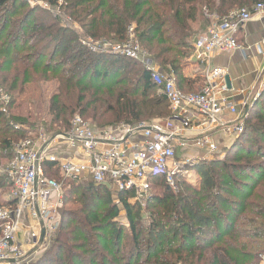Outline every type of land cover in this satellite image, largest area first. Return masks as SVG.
<instances>
[{"label": "trees", "instance_id": "1", "mask_svg": "<svg viewBox=\"0 0 264 264\" xmlns=\"http://www.w3.org/2000/svg\"><path fill=\"white\" fill-rule=\"evenodd\" d=\"M18 1L0 0V86L10 97L7 111L0 109V161H5L0 168L13 157L14 145L36 132L38 126L67 133L76 114L99 121L101 126H135L172 114L166 94L139 61L120 54L92 52L80 36L121 42L134 25L138 43L156 66L173 75L180 90L195 92L196 82L185 69L193 52L190 39L197 34L196 27L207 23L211 12L222 17L233 8L251 9L258 2L264 3L64 0L83 32L80 35L49 18L33 17V10L19 13ZM48 1L56 4L58 0ZM44 83L54 84L55 89L47 102L48 119L43 116L38 122L35 103L43 95ZM261 91L243 116L242 134L225 157L197 163L198 168L209 170L202 174L200 188L185 186L186 191L174 192L166 184L161 194L153 193L145 201L148 208L156 201L145 224L140 220L139 200L133 191L117 195L128 224L124 231L117 219L121 210L111 204L113 191L107 185L67 178L62 194L82 189L85 197L79 203L85 216L63 218L60 231L70 221L76 222L72 230L60 233L61 246L78 243L74 248L83 253L73 252V258L79 264H261L264 87ZM44 172L50 178L60 174L51 162L44 163ZM158 178L152 181L151 189ZM8 188L10 183L0 172V190ZM11 203L0 200V206ZM124 233L130 239L125 251ZM58 253L55 260L61 259Z\"/></svg>", "mask_w": 264, "mask_h": 264}, {"label": "built area", "instance_id": "2", "mask_svg": "<svg viewBox=\"0 0 264 264\" xmlns=\"http://www.w3.org/2000/svg\"><path fill=\"white\" fill-rule=\"evenodd\" d=\"M262 16V2L251 9L235 8L220 18L214 16L206 31L192 42L196 59L206 62L211 55L239 49L238 30L255 17ZM82 44L92 52L120 54L139 61L149 71L151 80L166 94L172 111L184 108L195 110L212 126L223 122L225 109L231 113L237 112L236 107L228 101L223 68L207 69L205 83L198 91L183 92L176 86L173 75L162 72L138 43L134 26L129 28L121 42L86 36ZM258 48L264 54V38ZM9 98L0 86L1 111H7ZM186 123L177 126L169 121H154L135 126L122 124L95 129L90 122L76 114L67 133L50 138L28 136L16 143L13 157L1 172L10 183L8 196L13 203L0 206V264H38L42 251L48 249L57 231L59 223L55 218L62 202L63 185L45 175V162L58 166L64 179H90L107 185L116 198L118 193L125 191H133L135 198H139L150 191L152 181L159 175L173 182V176L181 167L176 160V146L186 145L183 138ZM225 130L239 133L243 130V124L236 122ZM136 132L142 133V139L130 140L128 136ZM56 138L80 147L82 157L66 159L53 153L50 146ZM195 144L216 150L209 137L198 138ZM26 217L37 222L40 231L30 232V239L23 244L19 240V233L25 226Z\"/></svg>", "mask_w": 264, "mask_h": 264}, {"label": "crops", "instance_id": "3", "mask_svg": "<svg viewBox=\"0 0 264 264\" xmlns=\"http://www.w3.org/2000/svg\"><path fill=\"white\" fill-rule=\"evenodd\" d=\"M214 16L217 15L211 12L207 24L205 23L204 25H198L196 27L197 34L194 38L206 31V28ZM194 38L190 39L191 43ZM263 38L264 16L255 17L238 30L237 39L241 46L239 49L230 53L211 55L206 62L198 61L195 54L192 52L185 73L189 78L194 79L196 88L200 89L205 83V73L207 69L216 67L223 68L225 70V75H229L230 78V88H227L228 101L236 107L237 112L231 113L229 110L225 109L222 115L223 122L214 126L208 125L197 111L186 108L176 111L171 110L172 114L169 117L150 121H169L177 126L187 121L183 135V138L186 140V147L176 146V151L182 149L181 151L189 154L188 150L192 148L190 146L198 147L195 149L199 151L200 147L195 144V140L201 137H209L215 144L216 150L211 151L206 145L202 146L208 154L217 156L221 153L222 149L224 150L227 145L230 146L232 141L237 138L238 133L227 132L225 129L238 122L242 113L246 112L245 110L252 106L254 100L263 88V82L260 83V81L264 76V54L258 48V44ZM223 82H225V80ZM198 89L196 91H198ZM244 114L242 116H244ZM131 136L132 135H129L128 137L133 141L142 139L141 132H136L135 135ZM187 146L189 147L187 148ZM50 150L66 159H79L82 157L80 147L72 145L62 138H56L55 141L51 143ZM8 191L5 194L6 197L4 200L6 201L10 200ZM24 224L25 226H22L19 233V240L23 244H26L30 239V232H38L40 231V227L37 222L28 217L24 219ZM42 242L43 240H41V243ZM46 251L48 250L42 251L41 256H43Z\"/></svg>", "mask_w": 264, "mask_h": 264}, {"label": "rangeland", "instance_id": "4", "mask_svg": "<svg viewBox=\"0 0 264 264\" xmlns=\"http://www.w3.org/2000/svg\"><path fill=\"white\" fill-rule=\"evenodd\" d=\"M17 6L20 7L19 13H24L26 10L30 9V10H33V17L38 16V17L45 18V19L49 18L50 20L56 21L59 25H63L68 29L80 32V35H81V33H83L80 30V28L78 27L79 26L78 23L73 19V17L69 13V9L67 7V2H65L64 0H58L56 4L50 3L48 0H20V2L19 1L17 2ZM216 17H218V16H216ZM218 18H220V17H218ZM212 20H213V18H212ZM132 26H134V25H131V27ZM84 38H85V36H82V37L80 36L81 42H82V39H84ZM192 80H194V79H192ZM261 82H264V76L262 77L260 83ZM54 89H55L54 84H51V83H44L43 84V89H42L43 95L40 98H38L37 102L35 103V109L37 111V115H39V119L37 120L38 122H41L43 120L42 119L43 116L45 119H48V116L45 115V112H46L48 98H49L50 94L54 91ZM193 91L196 92V89ZM260 94H262V91L260 92ZM260 94L257 96V98L260 97ZM9 101H10V98H9ZM263 104H264V99H263ZM245 111L246 112H244V113L246 114L247 110H245ZM244 113H242V115ZM242 115L238 119V123H242L244 126V121H243ZM83 118L85 120H87L88 122H90V124L95 129H102L104 127H107V126L99 125L100 124L99 121H96L90 117L84 116ZM120 125H122V124H117V125H112V126H120ZM108 126H110V125H108ZM35 131L36 132H33L30 135L28 134V136L31 138H38L40 135H42V136H45L47 138L48 137L50 138V137L54 136L57 132L62 133L60 131H55V130L47 131V130H45V128H43L41 126H38ZM242 132H243V130L238 133L237 138L239 137L240 134H242ZM234 141H235V139L232 141L230 146L227 145V147L224 150L222 149L221 153H219V155H217V156L216 155L211 156L210 154H208L202 145H198L200 147L199 151L195 149L198 147L190 146L192 148L190 150H188L189 154H187V152L181 151L182 149L179 151L177 150L176 151V160L181 164V167L177 170V172L173 176V180H172L173 182H168L167 178H164V176L159 175L158 177H161V178H158L153 183L152 189H150V191H148V193H146L142 197L138 198V200H139L138 203H139V207H140V214H141L140 215L141 216L140 217L141 222H143L144 224L147 223L148 214L152 211V209L150 207L151 206L153 207L156 205V201H154L151 203V206L148 208L146 205V202H145L147 200V198H150L151 196H153V193L161 194L163 192V189L165 188L166 184H168L169 189H172L174 192L177 189L178 190L181 189L182 191H186L185 186L192 189V190L195 188H197V189L200 188V185H201L200 181H201V178L203 177L202 174L209 172V170L206 167H204L202 169L198 168L197 163L224 158L225 155L227 154L228 150L230 149V147L234 143ZM246 144L248 146H251V143L249 141H247ZM184 147H186V146L184 145ZM188 147L189 146H187V148ZM4 163H5V161H3V160L0 161L1 165ZM0 172H2V167L0 168ZM53 177L59 183H62V185H64V182L66 181V179H64L60 174L53 175ZM239 178H241V177H239ZM170 183H172V184H170ZM7 191H8V189H4L3 191L0 190V196H1L0 200L1 201H3L5 199V197H6L5 194ZM102 193L105 194V192H102ZM60 197H61L62 202L60 205V210L57 212V215L55 218V220L59 223L58 228H57V231L55 232V234L52 236V242L48 245V249H47L48 251H46L43 256L40 255V257H39L40 259H39L38 264H79L76 261V259L73 258V256H75V255H73V252L83 253V251L77 250V248H74V246L78 245V243L73 244V242H72L70 244L67 243V245H64L63 247L61 246L60 233L63 234L65 230H72V228L74 226L73 224H75L76 221H74V220L70 221V223L64 225V231H60V230H61V228L63 229L61 222H62L64 217L70 218V216L72 215L73 217L75 216L78 219L84 218L85 215H84L83 210H81L79 199L81 197H85V196L83 195L82 189H81L79 191V193L74 191L70 195H66V196L61 193ZM111 199H112L111 204H114V203L117 204L118 208H120V210H121L122 206L120 203L118 204L116 196L111 195ZM130 201H133V198ZM106 208L107 207H105L104 210ZM104 210H103V212H104ZM124 214H125L124 211L121 210L117 219L120 221L121 225L123 226V230L125 231L126 227H128V224H127V220H126ZM128 236L129 235L124 233V242H123L124 243V248H123L124 251L128 250V248H129L130 239ZM57 238H58V240L56 241ZM68 248L70 250V252H69L70 254L67 252H64V250H66ZM101 251L107 252V250H105V249H103V250L101 249ZM55 253H58V258H61V259L55 260V256H54V255H56ZM260 255H262L260 262H261V264H264V253H261ZM84 256L88 258L89 254L86 253V255H84Z\"/></svg>", "mask_w": 264, "mask_h": 264}, {"label": "water", "instance_id": "5", "mask_svg": "<svg viewBox=\"0 0 264 264\" xmlns=\"http://www.w3.org/2000/svg\"><path fill=\"white\" fill-rule=\"evenodd\" d=\"M224 80H225V84H226L227 88H230V78H229V75H225ZM247 107H246V109H247ZM57 135H59V132H57L54 136H57ZM43 236H44V230L42 231V234H41V237L42 238H43Z\"/></svg>", "mask_w": 264, "mask_h": 264}]
</instances>
